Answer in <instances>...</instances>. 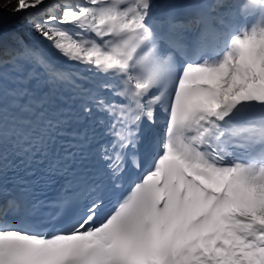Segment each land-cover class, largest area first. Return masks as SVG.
Here are the masks:
<instances>
[{"label":"snow or ice","instance_id":"obj_1","mask_svg":"<svg viewBox=\"0 0 264 264\" xmlns=\"http://www.w3.org/2000/svg\"><path fill=\"white\" fill-rule=\"evenodd\" d=\"M0 8V264H264V0Z\"/></svg>","mask_w":264,"mask_h":264},{"label":"rangeland","instance_id":"obj_2","mask_svg":"<svg viewBox=\"0 0 264 264\" xmlns=\"http://www.w3.org/2000/svg\"><path fill=\"white\" fill-rule=\"evenodd\" d=\"M0 16L3 17V26L6 25V33H9L12 30L15 32L22 31L17 17L12 16L11 14L6 16L0 14Z\"/></svg>","mask_w":264,"mask_h":264},{"label":"trees","instance_id":"obj_3","mask_svg":"<svg viewBox=\"0 0 264 264\" xmlns=\"http://www.w3.org/2000/svg\"><path fill=\"white\" fill-rule=\"evenodd\" d=\"M0 14L3 16L10 15V10L7 8H0Z\"/></svg>","mask_w":264,"mask_h":264},{"label":"bare ground","instance_id":"obj_4","mask_svg":"<svg viewBox=\"0 0 264 264\" xmlns=\"http://www.w3.org/2000/svg\"><path fill=\"white\" fill-rule=\"evenodd\" d=\"M3 27H4V30H5V28H6V25H4ZM12 32H15V31H13V30H12V31H11V32H9V33H12Z\"/></svg>","mask_w":264,"mask_h":264}]
</instances>
